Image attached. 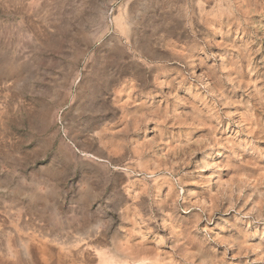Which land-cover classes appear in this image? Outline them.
Returning a JSON list of instances; mask_svg holds the SVG:
<instances>
[{
    "label": "rangeland",
    "instance_id": "obj_1",
    "mask_svg": "<svg viewBox=\"0 0 264 264\" xmlns=\"http://www.w3.org/2000/svg\"><path fill=\"white\" fill-rule=\"evenodd\" d=\"M0 264H264V0H0Z\"/></svg>",
    "mask_w": 264,
    "mask_h": 264
}]
</instances>
